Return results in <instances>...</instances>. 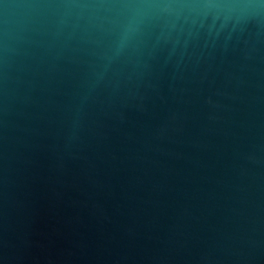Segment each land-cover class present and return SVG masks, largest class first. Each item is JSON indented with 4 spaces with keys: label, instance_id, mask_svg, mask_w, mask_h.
Listing matches in <instances>:
<instances>
[{
    "label": "water",
    "instance_id": "95a60500",
    "mask_svg": "<svg viewBox=\"0 0 264 264\" xmlns=\"http://www.w3.org/2000/svg\"><path fill=\"white\" fill-rule=\"evenodd\" d=\"M0 264H264V0H0Z\"/></svg>",
    "mask_w": 264,
    "mask_h": 264
}]
</instances>
